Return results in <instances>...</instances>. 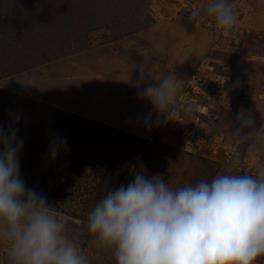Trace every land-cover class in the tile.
<instances>
[{
  "label": "rangeland",
  "instance_id": "obj_1",
  "mask_svg": "<svg viewBox=\"0 0 264 264\" xmlns=\"http://www.w3.org/2000/svg\"><path fill=\"white\" fill-rule=\"evenodd\" d=\"M206 3L0 0V127H18L23 180L90 264L116 261L89 233L88 214L135 172L178 187L264 163L227 135L241 107L264 123V0H234L230 32ZM161 68L180 79L178 95L171 121L148 129L142 118L158 113L138 91ZM53 137L67 141L55 159ZM7 251L0 243V264Z\"/></svg>",
  "mask_w": 264,
  "mask_h": 264
},
{
  "label": "clouds",
  "instance_id": "obj_2",
  "mask_svg": "<svg viewBox=\"0 0 264 264\" xmlns=\"http://www.w3.org/2000/svg\"><path fill=\"white\" fill-rule=\"evenodd\" d=\"M203 13L225 32L238 22L234 0H207ZM149 76L157 83L138 91L158 113L155 120L151 112L142 118L148 129L171 121L180 82L164 68L156 75L150 69ZM236 118L239 126L229 128V138L246 153L264 154V123L257 126L243 107ZM23 144L18 127H0L4 264H90L47 198L23 180ZM66 147V139L53 137L49 155L55 159ZM161 177L135 172L127 186L109 190L89 212V233L98 247L112 251L116 264H257L264 257V163L254 173L224 172L194 185L173 187Z\"/></svg>",
  "mask_w": 264,
  "mask_h": 264
}]
</instances>
